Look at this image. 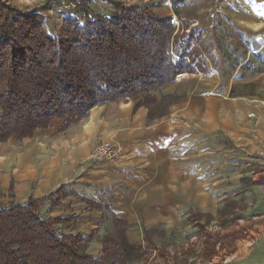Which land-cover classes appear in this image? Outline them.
<instances>
[{"label":"trees","instance_id":"1","mask_svg":"<svg viewBox=\"0 0 264 264\" xmlns=\"http://www.w3.org/2000/svg\"><path fill=\"white\" fill-rule=\"evenodd\" d=\"M86 0L78 4L84 18L62 16L59 34L46 30L45 4L23 11L0 0V143L24 140L57 118L68 128L95 106L138 98L135 110L149 109L150 120L164 117L153 94L185 74L206 71L212 55L203 44V25L176 33L174 17H160L153 4L113 1L108 14L92 15ZM174 1V0H173ZM182 0L173 2L178 10ZM175 97V101H179ZM134 110V111H135ZM74 192L63 186L42 199L0 206V264H127L154 250L145 230V246L128 242L127 223L109 204L88 201L89 209L108 213L116 233L103 239L101 258L88 254L94 233L69 235L57 229L74 218L47 219L42 205L58 206ZM209 257L215 246H207Z\"/></svg>","mask_w":264,"mask_h":264},{"label":"rangeland","instance_id":"2","mask_svg":"<svg viewBox=\"0 0 264 264\" xmlns=\"http://www.w3.org/2000/svg\"><path fill=\"white\" fill-rule=\"evenodd\" d=\"M113 1L155 5L158 16L174 17L179 35L190 30L187 24L203 25L202 42L212 52L204 73H185L153 91L168 113L156 120L179 109L183 128L172 158L183 163L193 186L172 210L170 223L149 230L157 250L127 264H229L230 255L244 246L264 255V0H182L178 10L175 0ZM43 13L47 24L55 19L49 31L46 25L48 33L59 34L64 22L49 9ZM193 98L197 101L190 102ZM209 104L212 117L206 113ZM105 224L102 243L117 231L111 219ZM142 231L135 229L131 239H139ZM207 246H215V255L209 257Z\"/></svg>","mask_w":264,"mask_h":264},{"label":"crops","instance_id":"3","mask_svg":"<svg viewBox=\"0 0 264 264\" xmlns=\"http://www.w3.org/2000/svg\"><path fill=\"white\" fill-rule=\"evenodd\" d=\"M6 1L29 11L41 6L38 0ZM100 1L103 2L85 1L90 14L99 16L112 10L113 0L105 1L106 5ZM57 19L64 22L62 16ZM54 20H49L48 31ZM195 101L197 98L190 102ZM136 102L123 99L98 105L68 128H63L64 119L57 118L48 128L36 130L32 137L0 143V206L24 205L31 197H49L67 186L73 195L55 207L47 202L40 211L47 219L75 217L69 224H58L57 229L64 234L89 237L94 233V238L86 243L90 255L102 256V226L108 216L104 210L89 209L86 200L109 204L111 211L128 224L129 243L145 246V234L137 240L131 239L134 230L140 228L142 233L143 228L150 230L169 224L172 210L186 201L184 192L193 185L189 184L190 175L183 173V163L173 159L174 142L178 141L182 127L181 116H176L179 109L171 110V115L164 119L149 120L146 108L135 110ZM211 109L209 104L206 113L210 117ZM104 141L115 143L118 157L90 161L94 147ZM157 248L156 245L150 252ZM230 256L233 259L229 264H264V255L256 248L249 250L244 246Z\"/></svg>","mask_w":264,"mask_h":264},{"label":"built area","instance_id":"4","mask_svg":"<svg viewBox=\"0 0 264 264\" xmlns=\"http://www.w3.org/2000/svg\"><path fill=\"white\" fill-rule=\"evenodd\" d=\"M40 5L50 4V12L58 16L71 15L73 17L82 18L84 14L79 7V0H38ZM119 149L114 144L108 141L94 147L90 160L94 162H102L112 160L118 157Z\"/></svg>","mask_w":264,"mask_h":264},{"label":"bare ground","instance_id":"5","mask_svg":"<svg viewBox=\"0 0 264 264\" xmlns=\"http://www.w3.org/2000/svg\"><path fill=\"white\" fill-rule=\"evenodd\" d=\"M183 77V76H182Z\"/></svg>","mask_w":264,"mask_h":264}]
</instances>
